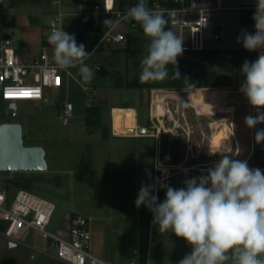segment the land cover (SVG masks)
<instances>
[{
  "label": "rangeland",
  "instance_id": "1",
  "mask_svg": "<svg viewBox=\"0 0 264 264\" xmlns=\"http://www.w3.org/2000/svg\"><path fill=\"white\" fill-rule=\"evenodd\" d=\"M58 9L59 6L54 5L52 0H12L11 2L7 0L3 15L8 21L7 30L16 39V47L22 58L33 59L44 50L43 40L49 33L48 23ZM237 13L238 10L213 13L214 22L222 31V37L215 42V47L231 49L243 46L242 42H237V38L243 30L248 31V28L245 29L239 22L230 21L232 15ZM73 18L69 17L66 20V32L69 34H76V21ZM226 19H230V23H225ZM136 35L139 53L135 57L120 48L124 47L126 42L120 45L109 42L103 49L95 50L85 63L94 71L98 64H101L103 69L96 72L95 79L90 84L85 85L81 82L78 69H70L69 73L63 72V86L46 89L47 99L54 104H46L45 100L19 101L17 113L10 115L8 102L0 100V124L20 123L24 144L42 146L46 151L48 164L47 169L42 171L0 172V188L5 187L6 179L15 176L16 173L31 178V192L56 206L52 221L47 227L52 232H58L67 211L90 217L92 233L90 251L112 264L133 260L140 261L141 264L148 262L177 264L185 254L191 252V246L183 238L176 237L174 233L161 234L158 226L153 224V218L150 219L148 208L136 207L135 200L138 193L134 190L139 189L140 182H136V185L129 176H124V178L113 177L109 183L99 188L90 184L95 167L90 160L93 159L92 155L99 146L110 145L108 144L110 140L104 139L103 133L108 126L114 124V111L116 130L118 124H125L126 112L121 108L129 109L131 123H134L136 114L141 118L140 122L146 125L163 123L166 129L173 126V117L180 120L184 127H186L185 121H188L192 130L194 155L199 153L197 156L190 154L186 164L190 166L221 158L222 152L218 151L220 149L227 151L230 147L228 154L234 156L236 149L231 131L227 125H223V122L229 123L232 117L240 145V151L234 159L245 160L251 153L250 146L252 149L250 139L252 131L245 124V117L253 116L256 109L248 103L240 91L241 83L245 79L240 69L231 76L234 83L229 87L175 89L127 86L130 82L139 83L140 61L147 54L149 43L143 33L137 32ZM196 61L198 65L220 71L227 76L225 72L206 61L200 59ZM115 79H120L123 87H116ZM86 86H89L90 90L87 91ZM233 97L234 99L227 103L233 106V116L221 112L224 105L205 107L209 110L204 113L197 110L201 107L202 101L207 103L212 101L215 104L218 99ZM159 98L163 99L159 101ZM167 98L171 100L179 98L180 106L172 102L166 106L168 102L164 104V101ZM189 98L194 106L186 107L183 114L184 101ZM67 102H72L74 105L73 115L68 120L61 118ZM91 104L102 106L103 117L99 127L89 128L86 123L87 107ZM158 108L162 115L160 121L156 118L158 114L154 113ZM223 127H226V130L228 128L230 139L228 148L221 147L223 142L220 146L216 143L211 144L213 135ZM176 132L180 155L184 158L187 152V134L183 128H177ZM163 141L166 143L167 138H163ZM212 152L216 153L212 154ZM117 159L115 162L123 165L134 163L132 156L119 155ZM207 165L214 166V164ZM13 199L14 193L9 194L6 206H10ZM141 215H143L142 221L138 224L136 219ZM18 239L20 242L12 247L9 240L0 235V264H67L54 257L57 249L51 245L45 233L31 228L27 233L22 232Z\"/></svg>",
  "mask_w": 264,
  "mask_h": 264
},
{
  "label": "clouds",
  "instance_id": "2",
  "mask_svg": "<svg viewBox=\"0 0 264 264\" xmlns=\"http://www.w3.org/2000/svg\"><path fill=\"white\" fill-rule=\"evenodd\" d=\"M169 14L158 6L149 8L147 0H138L122 17L133 27L138 24L149 40L147 54L140 61L141 82L169 78V65L174 66L172 78H181L177 65L183 52L182 39L167 27ZM252 19L255 32L245 30L237 38L246 50L260 52L255 61L245 60L240 69L245 77L240 91L257 113L245 117L248 128L264 123V0H256ZM103 23L114 28L119 21L106 19ZM48 43L53 50L52 63L42 66V71L75 68L83 84L95 79L99 66L94 71L85 63L95 48L87 51L83 43H77L74 33L55 26ZM184 80L195 88L188 78ZM255 142L264 143V130L256 132ZM218 151L222 157L206 175L185 180L179 189L165 185L162 202L153 195V185L142 184L135 205L148 208L161 234L174 233L191 246V252L177 264H264V171L250 168L246 160L232 159L224 149Z\"/></svg>",
  "mask_w": 264,
  "mask_h": 264
},
{
  "label": "built area",
  "instance_id": "3",
  "mask_svg": "<svg viewBox=\"0 0 264 264\" xmlns=\"http://www.w3.org/2000/svg\"><path fill=\"white\" fill-rule=\"evenodd\" d=\"M115 1L116 0H52V3L59 6V9L54 12L48 23L49 33L43 40L44 50H42L38 56L29 60L22 58L18 53L16 39L8 32V21L5 20L3 15L7 0H0V100L7 101L9 105L13 102L18 104L19 101L24 100H45L47 98V88L57 89L63 86V72L67 71L69 73L70 69L57 70L54 67H52L50 71H42L41 69L42 66H51L52 63L53 50L52 46L48 43V35L53 26L58 28L63 27L66 31V20L69 17L114 14L116 16L115 21H119V23L116 27L113 28L110 26L105 30L95 50L100 44L105 45L109 42L123 44L126 42L128 29H137L139 25L137 24L133 27L132 23L123 20L122 17L127 10H117L115 8ZM156 6L170 11V14L166 16L168 20L167 27L182 39L183 52L186 53L214 48L215 42L221 39L222 31L215 25L213 26L212 37H206L205 24L212 20L215 11L242 8L240 5H224L222 3L216 5L191 4L178 8H170L163 6L161 0H156L152 8ZM105 8L109 11H106ZM98 66L99 69H101V66ZM86 90H90V87L86 86ZM170 102V99L167 98L166 106H169ZM186 107L187 105L183 108V114L185 113ZM73 111V103L67 102L65 104L64 115L61 116V118L68 120V118L73 115ZM226 111L229 115L233 116L232 109ZM221 112H223V109ZM253 116H255V114ZM156 118L160 121L161 117L157 115ZM184 118L186 120V117ZM233 120L232 117L228 125L236 149L232 159H234L240 151ZM172 121V128H183L187 134V152L180 162H169L160 152H157L155 155V191L153 195L158 197V202L164 200L161 198V194L166 192L164 186H169V180L173 175L199 167L210 169L212 167H209L207 164L215 165V163L219 161L214 160L207 163H197L190 166L186 165L190 154L194 155L193 140L191 138L192 130L188 121H185L186 127L175 117L172 118ZM157 125L158 124L154 123L153 126L159 129ZM256 126L255 128H251L252 132L250 139L252 149L251 153L245 159L250 168H259L249 164L254 148L256 147ZM229 150H231L230 147L227 151ZM8 196L9 192L4 187L0 188V235L7 238L11 244L17 245V243L20 242L18 239L19 235L25 229L32 228L48 236L51 245L55 246L57 249L55 258L61 262L67 264H112L94 255L90 251L92 233L90 230L89 217L79 213L72 214L69 221L68 234L63 235L59 232H52L47 228L52 221L56 209L54 203L24 188H20L14 193V199L10 206H6ZM122 264H141V262L133 260ZM147 264H149V262Z\"/></svg>",
  "mask_w": 264,
  "mask_h": 264
},
{
  "label": "trees",
  "instance_id": "4",
  "mask_svg": "<svg viewBox=\"0 0 264 264\" xmlns=\"http://www.w3.org/2000/svg\"><path fill=\"white\" fill-rule=\"evenodd\" d=\"M12 0H10L11 2ZM156 0H147L148 7L152 8ZM138 3V0H116L115 8L117 10H127L129 7ZM163 6L170 8H178L184 5H191V0H161ZM256 10L252 9V14ZM116 16L112 15H91L86 17H74L76 21V34L75 39L78 44L83 43L86 46V50L91 52L99 43L109 25H104L106 19L115 21ZM73 21V20H72ZM74 22V21H73ZM72 22V23H73ZM70 23L71 25H73ZM67 27V24H66ZM169 28V27H168ZM143 33L140 26L137 29L129 28L127 31V41L124 47L127 53L133 57L137 56L139 49L137 46L138 37L136 33ZM120 45V44H119ZM104 45L100 44L97 50L103 49ZM200 59L210 63L211 65L219 68L227 74L223 75L220 71H213L208 67L198 65L196 59ZM258 58V51H248L244 47L233 49H221V48H208L199 51H191L186 54H182L178 57V70L181 78L174 79L172 74L174 66L169 65V78L164 81L153 82H141L134 84L132 82L127 83V86H143V87H168L175 89H193L187 86L184 78H188L189 82L195 85V88H217V87H229L233 85L234 81L231 78L232 75L241 69L245 60L252 62ZM101 66V64H98ZM118 80V81H117ZM116 87H123L120 79H115ZM264 111V109H261ZM255 111V115H256ZM102 106L91 104L87 107L86 123L89 126L99 127L102 124ZM91 130V129H90ZM251 150V146H250ZM250 153V152H249ZM251 165L259 167L264 171V149L259 146L254 148L252 156L250 158ZM208 169H191L189 170V178L198 177L202 174L206 175ZM32 179L26 177L21 173H16L15 176L6 179L5 189L11 193H15L18 189L24 188L31 191L30 186ZM14 189V190H13Z\"/></svg>",
  "mask_w": 264,
  "mask_h": 264
},
{
  "label": "crops",
  "instance_id": "5",
  "mask_svg": "<svg viewBox=\"0 0 264 264\" xmlns=\"http://www.w3.org/2000/svg\"><path fill=\"white\" fill-rule=\"evenodd\" d=\"M191 1H192L191 4L193 5H216L218 3H222L224 5H233V4L240 5L242 6V8L232 9V10H238V13L237 15L236 14L232 15L233 19L230 18L231 20L230 19L229 20L239 22V24L241 26H244V28L247 27L249 33L255 32L254 21L252 19L253 14L251 11L252 9L256 10V0H244V3H242V0H191ZM217 11H224V10H217ZM229 20L226 19L225 23H228ZM212 21L215 26L221 29L219 25L215 24L213 17H212ZM225 99L227 100L225 101ZM232 99H234V97L231 99L230 98L218 99V101L215 104L212 103V101L210 100L209 101L218 107L220 105H224L225 107L222 108L223 114H228L226 111L228 109H232L234 113L233 106L227 104ZM190 100L191 99L189 98V100L184 101L187 107L190 105L194 106ZM170 101L172 102V104H176L180 106L181 100H179V98H175L174 100L170 99ZM121 109H124L126 112L125 125L127 127L129 126L134 127V132L122 133L125 131L116 130L115 111H114V124L108 126V129L103 133L104 139L110 140L108 141L109 142L108 144L110 145L107 144L108 146H106L102 144L101 146H99L97 148V151H95L92 155L94 156L93 159L90 160L91 162L93 161V163L95 164V167L93 169V178H91L90 184L93 186H97L99 188L109 183L111 178L113 177L124 178V176H129L132 182H134L136 185L139 182L141 183L140 186H138L139 189L137 190L135 188L134 190L135 193H138L142 184L147 185L148 183V185L154 186V161L157 152H160L162 156H164L166 159L169 160V162H180L183 159V157L180 155L181 154L179 151L180 146L177 145L178 134L175 128L170 127L169 129H166L164 127V124L162 123V124H158L157 126H159V129L155 130L154 128L156 127H154L153 124L146 125L145 123L140 122L142 120L140 117H137V114L134 117V123H131L129 109L126 108H121ZM160 112L161 111H159V113ZM154 113H157V109L154 110ZM161 116L162 115H159V117ZM223 125H227L228 127L229 123L223 122ZM141 127H147L148 131L146 133H141L140 132ZM163 138H167L166 143L165 141H163ZM119 139H123V140H119ZM119 155H121L122 157L132 156L134 163H132L131 165H127V164L123 165V164H119L118 162H115L118 160L117 158ZM220 159L221 158L216 160H220ZM113 162H115L114 165ZM196 169H209V168L199 167ZM141 207L145 208V206L143 205ZM74 213L75 212H68V211L65 213L62 224L60 225L58 230L59 233L63 235L68 234L70 217ZM142 216L143 215L137 216L136 220L138 224L139 222L142 221ZM152 218H153V214L150 212V219ZM29 230L30 229H25L23 233H27ZM10 245L12 247L16 246V244H11V243Z\"/></svg>",
  "mask_w": 264,
  "mask_h": 264
},
{
  "label": "water",
  "instance_id": "6",
  "mask_svg": "<svg viewBox=\"0 0 264 264\" xmlns=\"http://www.w3.org/2000/svg\"><path fill=\"white\" fill-rule=\"evenodd\" d=\"M214 23L212 20L205 24L206 37L211 38ZM243 75V74H242ZM244 76V75H243ZM46 104H54L49 99H45ZM18 111L17 103L13 102L8 106L10 115L16 114ZM264 130V123L256 126V132ZM147 127H141L140 132L146 133ZM134 132V128L131 129ZM264 149V143L257 144ZM46 151L39 145H25L23 141L22 125L18 122H4L0 124V172H27L42 171L48 167L46 160ZM189 178V172L183 171L173 175L169 180V186L179 189L184 187V181ZM166 192L161 194V198H165Z\"/></svg>",
  "mask_w": 264,
  "mask_h": 264
},
{
  "label": "bare ground",
  "instance_id": "7",
  "mask_svg": "<svg viewBox=\"0 0 264 264\" xmlns=\"http://www.w3.org/2000/svg\"><path fill=\"white\" fill-rule=\"evenodd\" d=\"M161 99H163V98H159V101H161ZM164 104H166V100L164 101ZM162 106H164V105H162ZM200 106H201L200 108H197L198 112L204 113V111L209 110L208 108H205V107L211 108V107H214L215 105L210 103V102L207 103L206 101H202ZM159 111H160V109L158 108L156 114L160 115ZM117 127H118L117 130H123L125 132H131V129L134 128L132 126L127 127L124 123L118 124ZM227 132H228V128L226 130V127H224L221 131L216 132L213 135L212 144L214 145L216 143V145L220 146L221 145L220 143L223 142V145L221 147L228 148L230 146V141H229L230 139H229V135ZM225 136H228V138H226Z\"/></svg>",
  "mask_w": 264,
  "mask_h": 264
}]
</instances>
